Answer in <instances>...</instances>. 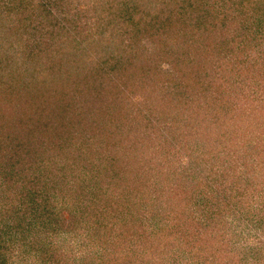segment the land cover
<instances>
[{
  "label": "trees",
  "instance_id": "1",
  "mask_svg": "<svg viewBox=\"0 0 264 264\" xmlns=\"http://www.w3.org/2000/svg\"><path fill=\"white\" fill-rule=\"evenodd\" d=\"M85 1L0 0L3 14L16 18L15 23L22 24L21 27H25L30 36L38 35L29 51L22 50L24 55L21 59L9 61L8 56L0 55V89L9 88L7 93L10 99L15 97L19 100L25 96L36 107L32 110L31 123H25L23 115L18 114L20 106L16 107L19 103L16 100V104H11L15 114L7 120L6 125L2 122L3 128L0 125V264L26 261L28 257L46 258L50 247L48 241L71 226L82 229L83 233L90 230L89 235L84 234L81 239L93 242L94 248L74 257L59 252L63 256L61 260L55 253V245V252L48 255L53 264H247L248 248L253 250L254 253L250 252L253 257L262 254L261 260L255 261V264H264V247L247 248L239 244L238 248L229 249L230 242L225 232L221 236L220 229L211 228V237L202 234L210 227L211 214L219 213L225 206L236 215L248 210L264 216V106L260 110L255 108L252 117L256 116L257 120L252 123L239 115L243 114V108L237 105V101L240 95L242 98L245 96L236 79L242 72L243 77L248 76L254 63H258L253 56L256 59L260 52L250 55L248 47L260 46V41L264 39V0H94L91 3L92 15H100L98 22L101 25L95 37V28L91 31L85 28L87 22H79V17H84L88 10L83 6L86 4L79 5ZM146 3L149 9H146ZM104 6L107 8L102 13L98 8L103 9ZM75 8L80 11L75 13ZM19 10L22 18L17 17ZM21 19H25L26 23ZM120 22L129 28L120 31L115 25L118 23L119 26ZM217 31L223 39L220 42L212 39L218 43L217 47L207 48L211 34ZM230 31L232 36L229 37L227 32ZM142 38L144 43L140 42ZM206 42H209L208 45ZM227 44L233 49H229ZM186 51L193 53L194 57L211 54L212 58V54L224 53L222 56L227 55L229 59L221 60V66L217 69L211 62L210 66H202L201 60H197L198 56L188 57ZM97 53L99 56L94 57ZM55 54L61 57L66 73L74 78L73 90L75 95L80 94L84 105L92 101L86 95L93 97V104L100 102L102 90L106 88L109 99L106 102L110 108L107 114L114 110L119 119L122 117L120 111L127 109L131 99L126 93L133 88L151 89L153 96H149L152 101L149 103L155 110L150 111H157L160 116L154 115L153 118L149 112L146 114L141 109L135 112L150 120L151 125H155L151 120L169 121L174 128L169 135L174 138L172 141H177V147L174 145L175 152L170 149L168 153L162 152L166 148H157L168 147L166 142L173 143L167 137L165 141L162 140L161 133L158 139L162 142L152 140L156 144L150 146L151 151L165 153L168 159L165 161V156L163 166L148 177L149 193H161L165 189L162 186L165 179L158 176L160 172L165 175L169 173L166 179H176L178 176L173 170L177 168L175 163L179 160L183 162L180 166L183 186L193 184V180L195 182L192 202L183 204L184 221H189L190 226L192 220L198 221L197 227L189 228L187 225V228L188 231L201 230V233H188L189 242H186L182 232L171 235L170 223L145 225L149 216H143V210L149 205L150 209L156 206V202L149 201L148 196L144 201L140 197L147 193L140 189L146 185V173L137 172V169L129 176L132 159L135 165L137 161L133 152L123 151L127 162L120 176L117 167L120 156L113 145L107 146L103 152L99 151L91 170L90 164L86 165L85 181L74 178V181H82V193L87 192L86 196L90 187L98 186V191L92 194L94 199L86 204L79 202L82 194L76 196V192H73L76 197L70 198L67 184L61 183L59 189L55 188V181L64 179L67 174L43 171L48 165L46 161H41L42 153L31 164V172L23 173L30 157L27 152L31 135L38 134L42 117L48 116L49 119L53 113V116L57 115L66 122L65 116L69 113L66 108L56 107L53 100L54 92L64 91L66 87L56 86V83L51 85V79L48 87L50 93L42 89L46 86L26 89L23 85L30 81L32 71L39 69L53 73ZM44 78L47 79L48 75L45 74ZM157 82V94H153ZM15 85L16 90L22 89L21 93L15 90ZM115 91L120 93V99L114 96ZM111 101L114 102L112 106ZM47 103L51 105L50 108ZM94 111L99 114H90L91 119L97 121L94 124L96 129L105 133V128L110 132L122 128L119 121L103 118L106 116L104 110L105 113H102V109ZM21 119L22 122L17 125ZM13 120L15 124H12ZM229 120L234 126L228 125ZM15 126L24 129L22 135L26 142L17 139L13 143L9 138ZM242 126L248 131L239 129ZM257 127H261V130ZM238 131L243 132V136ZM106 140H98V147H103ZM33 144L37 145L36 142ZM39 145L45 148L44 143ZM183 149H186L187 159L179 153ZM216 160L222 163L218 167ZM98 163L102 164V168L96 166ZM243 166L246 168L242 169ZM234 169L240 172L233 174L231 171ZM28 176L30 178L26 181ZM226 177L231 180L229 184H226ZM221 192L226 195L222 193L219 199ZM173 193V196L180 197L177 191ZM212 197L219 199L213 208L209 205ZM193 202L200 215L195 219L186 215L185 207ZM97 203L102 206L94 207ZM90 209L95 210L93 219L89 218L87 212ZM231 218H224L223 222L232 223L227 221ZM224 229L228 230L227 227ZM13 242H16V246ZM171 244L181 250L180 257L171 254ZM216 244L218 250L215 249Z\"/></svg>",
  "mask_w": 264,
  "mask_h": 264
},
{
  "label": "rangeland",
  "instance_id": "2",
  "mask_svg": "<svg viewBox=\"0 0 264 264\" xmlns=\"http://www.w3.org/2000/svg\"><path fill=\"white\" fill-rule=\"evenodd\" d=\"M4 1H7V0H4ZM93 2L94 0H87V2L86 1L83 3L81 2L79 4L80 6L81 4L82 5L86 4L83 6L87 7L88 9L84 17H79V22L80 23H83V21L87 22L88 24L85 27L87 29L91 30L95 28L96 34L93 32V34H95L93 36L95 37L98 35L97 29H99L101 25L98 22L100 19L99 17L100 15H97V17L92 15L91 3L93 4ZM146 5H148V3H146L145 6ZM106 8L107 7L103 9L98 8V10L104 13L106 11ZM75 9H76L75 10V13H76V11H78L79 9L78 8H75ZM146 9H149V7L146 6ZM0 13H1V17H0V55H2V57H4L5 55L8 56L7 60L9 61H13L15 60V58L21 59L22 55H24V53L22 54V50L29 51L31 44H33L36 40L34 38L36 36L38 37V35L32 34L30 36L29 31H27L25 27H21L22 24L18 22L15 23L14 20H16V18L14 19L11 15H8L6 13L3 14L1 11ZM16 14H18L17 17L21 16L22 18L23 16L20 10H19V13H16ZM21 21L26 23L25 19H21ZM120 23H119V26H118V23H115V25L120 29V31L125 30L126 28H129L128 25H125L123 23L120 24ZM112 26L113 25H111L110 27ZM5 27H8V29H5ZM227 33L229 37L232 36L231 31ZM212 39H216L217 40L216 42H220L223 39V37H221V33L217 31L211 34L210 40L214 41ZM210 40H209L210 43L206 42V44L209 43V45L207 44L209 46L207 48L210 49V48H213V46L217 47L218 43L214 41L215 43L211 44ZM26 42L29 43L28 46L26 45L23 46L22 44H25ZM140 42L144 43L143 38L141 39ZM231 43H233V40L231 41ZM228 48L233 49V48H230V45H228ZM16 50L18 52L15 53ZM256 51L260 52V54H258L259 57H257L256 59H254V56H253V60H257L258 63L256 62L254 63L255 65L251 67V71L248 74V76L243 77L244 73L242 72L241 75H238V77L236 78L240 82L241 87L243 88V91H244L243 92L244 96H245L244 98H242L240 95V98L237 101V105L243 108V114L240 113L239 115L245 118L247 122L249 120L251 123L252 121L254 122L257 120L255 119L256 116H254V118L252 117V115L255 112V108H257L256 110H260L264 106V88H263V85H264V39L260 41V46L252 47V45H250L248 47V53L250 55H255ZM17 54H20V56H17ZM146 54L148 55L147 52H145V55ZM186 54L188 57H191V58H195L196 56H198L197 60L199 59L201 60L202 66H205V65L210 66L211 63H214L217 69L221 66L220 62L224 61L225 59H229V56L227 55H225L224 57L222 56L224 55V53H219L215 55L212 54L214 58L210 56L211 54H208L207 56L205 54H203V56L200 54V55H196L195 57L193 53H190V51H186ZM97 56H99L98 53L94 55V57H97ZM214 59H216L217 61H215ZM61 63H63L61 60V57L58 54L57 55L55 54L54 61H53V73L54 72L56 73L53 74L50 71L46 72V71H43V70L41 71L37 69L35 71H32L31 73L32 77L30 81L25 82L23 84L26 89H32L35 86H46V87H42V89L46 90L47 93H50L49 91L50 89L48 88L50 79L52 81L51 85L52 84L55 85L56 83V86L62 85L66 87L64 91L60 89L61 92H58V90L56 91V93L54 92L53 100H54V104L56 107L66 108V111L68 110L67 112H69L68 116H65V119H67L66 122L61 121V117H58L57 115L53 116V113L51 114L52 117L49 119H48V116L46 118L42 117V120L45 123L42 121V123L44 124L41 125L42 123L39 121L40 125L38 126L39 127L38 134L31 135V145H28L30 149L27 152V153H30L29 154L30 157L24 166L25 169L23 173L31 172L30 170L32 168L31 164L35 163V161L37 160L36 156L42 153L43 155H42L41 161L43 163H45L46 161V164L48 165L46 168H44L43 171L45 172L47 171L51 173H59V174L66 173L67 174V176L64 179L62 180L57 179L58 181L57 180L55 181V183L57 182L56 183L57 186H55V188L59 189L61 183L67 184V190L70 192V198L71 197L74 198L82 194L79 198V202L86 204L88 202H91L94 199V195L92 194L98 191L96 189L98 186L90 187L88 189L89 195L86 196L87 192L84 194L82 193L84 189L81 187L82 181L77 182V179H76L75 180L76 182H75L74 178L83 179L85 181L86 180L85 177L87 176V171H88L86 170L87 169L86 165L90 164L89 169L91 170L93 168V164L95 163L94 159L96 155L99 154V151H102V152L105 151L107 146H110V145L111 146L113 145V147L118 149L117 154L120 156V158L118 159L117 167L119 169V173H120L119 175L122 176L123 171H125L124 164L127 162V161L125 162L123 153L133 152L137 163L135 165L134 163L135 161L134 159H132L131 165H130V175L129 176L133 175L134 172L137 171L138 169L137 172L142 171V173H146V180H147L146 185L140 187V189H142L143 192L147 191V193H145V195L143 196H140L137 194V196H140L143 201L145 200V197L148 196L149 201L152 200L156 202V206L152 207L151 209H150V205L145 207L144 210L142 208L143 216H147V215L149 216V220L145 221L146 222L145 225L149 226L157 222L158 223L165 222L168 225L170 223V225L172 226V232H170L171 235L173 236L175 235V233L179 234L182 232L183 234L182 238L183 240L187 242L188 237H189L188 233H192L195 230L191 229L188 231L187 225L189 221H184V215H183L184 212L182 211V208H183L184 202L185 203L192 202L191 199L193 197L195 182L193 180L192 181L193 184L191 185L188 184L187 186L186 185L183 186L182 184L183 171H180V166L183 164V162H180L179 160L178 162L175 163V165H177V168L173 170L178 176L176 177V179L175 177L166 179L169 173L165 175V174H161L160 172L158 176H161V178L165 179L162 185L163 188L165 187V189H163L161 193L159 191H156V192L154 191L153 193H149L150 192V184H149L150 180L148 177L151 175L153 176V173H155L156 170H158L161 166H163L164 159L165 161L168 159V156H166L167 154L165 155V153H168L170 149L172 150V152H175V149L177 147V141H172L171 139H174V138H171L169 135L174 129L173 125H171L169 121L166 122L164 120L163 121L155 120L153 122V120H151L152 123L155 124V125H151V123H149L150 120L142 117L139 113L135 112L137 109H141L140 110L141 112L142 111L146 112V114H148L149 112L150 116L153 118H155L154 115L156 117L160 116L159 112L155 111L154 113L153 112L151 113L150 111V110H155L153 109V106L149 103V101L152 102L149 96H153L151 95V89L146 88V87H144L143 89L133 88L132 91H130L129 93H126L127 95L129 94L128 97L131 99L128 101L127 109L123 112L120 111L122 114V117L121 119H119V115H117L114 110L111 113L107 114V111L110 108L108 106V103L106 102L109 99H108V94L106 93L105 87H104L105 90L104 89L102 90V98L100 102H97V104L95 103L93 104L92 102H95L93 97H91L90 95H86L90 97L92 101L87 102L86 105H84V102L81 101V98H79L80 94L75 95V91L73 90L72 81L74 78L70 74L66 73L67 70H65V67ZM162 64L165 65L166 63L162 62ZM7 70L9 69L7 68ZM64 73L66 74V76H64ZM45 74L48 75L47 79L44 78ZM158 84H159L158 82L157 84H155L157 88H154L155 91L153 90V94L154 92L157 94ZM15 90H16V85H15ZM8 91H9V88L5 89L4 87H2V89H0V125L2 126L1 128H3L2 122L3 124L6 125L7 120L10 119L13 116V114H15L11 104L13 102L16 104L17 99H15V97H13L14 99L13 98L10 99L7 93ZM16 91H19V93H21L22 89L19 88ZM24 94L26 93L24 92ZM118 94L120 93L118 91H115L114 96L120 99V96ZM48 97H49V94H48ZM17 101L19 103L16 104V107L20 106V108L18 109L19 111L18 114L20 115L22 114L23 121L25 123L30 124L31 115L33 114V111H34L33 107H35L34 102H32V100L30 101L29 99L25 98V96L20 97V99ZM113 103L114 102L111 101L110 105L112 106ZM47 104H48V107L50 108L51 105L49 103ZM187 104L189 105V103ZM94 109H102V113L106 112V116H104L103 118L110 117V118H113V121H119L122 128L120 130H115L111 132L110 130H108L109 131L108 132L107 128H105V133H103V130L96 129L94 124H96L97 121L92 120L91 115H90L91 112L99 115L98 113L94 111ZM248 113H249L248 115L249 119L246 116ZM22 119L17 123V125H19L22 122ZM227 123L228 125L234 126V123L231 120H229ZM12 124H15V120L12 121ZM221 126H223V124ZM261 127H257L259 131L261 130ZM243 128L244 127L242 126V128H239V129L243 130L244 132L248 131ZM22 133H24V129H21L18 126H15L13 127L12 131L9 133V138L12 139L13 143L17 142V139H19L22 143H24L26 141ZM160 133L162 135L161 136L162 140L165 141V138L167 137L174 144L171 142H166V144L168 143L167 144L168 147L156 146L159 149L166 148L162 150V152H165V153L161 152L158 154V153L152 152L150 146L152 147V145L156 144L155 142H152V140H155L157 142H162L158 139V136L160 137ZM175 133L177 136L178 134L177 131ZM237 133L243 136V132L238 131ZM262 137L264 138V135ZM102 139L104 140L107 139V140L103 142V147L101 146L98 147L96 142ZM34 142H36L37 144L36 146L35 144H33ZM41 143L42 144L44 143L45 148H42L39 145ZM20 145L21 147H23L22 144ZM124 147L125 149L123 150ZM179 153L182 154L184 158L186 159L188 158L186 149L180 150ZM213 155L214 153H212V156ZM215 162L217 163V167L220 164H222L219 160H216ZM100 165L102 164L98 163L96 166H98L100 169L102 168V166ZM241 168L243 169L246 167L243 166ZM221 170H223V168H221ZM231 172L233 174L234 173L238 174L240 170L234 169ZM27 178H30V176L26 177V181H27ZM227 179L228 180L226 184H229V180H230L229 177ZM38 181L42 182L40 180ZM175 187H177V189H175ZM227 188H229V186ZM230 189L228 190V194L230 192ZM174 190L178 192L180 197L173 196ZM73 192H76V196L73 195L74 194ZM222 193L224 192L220 193V196H218L219 199H221L220 197L222 196ZM224 195L226 194L224 193ZM218 198L212 197L211 200H209V205L212 207L213 205L218 204V201H219ZM101 206L102 204L98 205L97 203L95 204L94 207H101ZM185 207L187 211V214H186L187 216L193 217L194 219L197 218V216H200L198 214V209L196 208L197 205L194 202L191 205L189 204L186 205ZM221 210L222 211H220L219 213L211 214L212 220H211L210 227L206 231L203 230L202 234H205L211 237V228H215L218 230L220 229V231L222 232L221 236L225 232V235L228 238V242H230L229 244L227 243L229 249H233L235 247L238 248L239 244H241L242 246H246V247L253 246V248L255 246H260V248L262 247L263 249L264 247V216L263 215L260 216L258 212H252V211L249 212L248 210H246L247 212L240 211L239 214L236 215L232 212H229L227 209V206L222 207ZM87 212H88V215L90 216L88 217L90 219H93V217L95 216L94 214L95 210L90 209ZM224 218H231L227 221L228 222L232 221V223H227L225 221L223 222ZM192 221H193L192 226L188 225L189 228L197 227L198 221H195V220H192ZM182 222H184L185 225L182 224ZM226 227L228 230L224 229ZM198 231H200L201 233V230H198ZM198 231H195V233H197ZM89 233H90V230L89 232L88 230H84V233H83L82 229L77 228L76 226H71L69 230H67L66 232L56 233L55 237L52 238V240L48 241V244L50 247H49V250H47L46 252L47 253L46 258L42 256H40L39 258L28 257L26 261L19 260L18 262L13 263V264H53L54 263L53 260L48 259V255L55 252L53 250V246L55 245L57 247L55 253L58 254L59 252H61L62 254H65V255L68 253L70 257L80 255L83 252L85 253L89 252L90 250H93L94 248L93 242H87L81 239V237L84 234L89 235ZM191 239L192 237H190L189 240ZM8 240L11 241V238L9 237ZM13 245L16 246V242H13ZM170 246H171V249H170L171 254H176L177 257H180L181 255L179 252H181V250L177 246L174 248L173 247L174 245L172 244ZM216 248H218L217 244L215 245V249ZM248 249H249V257H248L249 259L247 261V264H255V261L257 262L261 260L262 254L261 256L260 254H258V256L253 257V253H254L253 250L250 248ZM250 252H253V253H250ZM61 253L58 254V259L62 260L63 256H61ZM45 259L46 260L48 259L47 263Z\"/></svg>",
  "mask_w": 264,
  "mask_h": 264
}]
</instances>
